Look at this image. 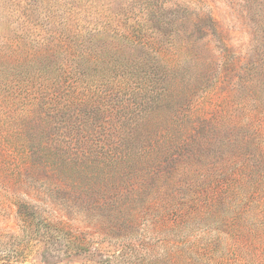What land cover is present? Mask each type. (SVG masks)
<instances>
[{"label": "rangeland", "instance_id": "374dc122", "mask_svg": "<svg viewBox=\"0 0 264 264\" xmlns=\"http://www.w3.org/2000/svg\"><path fill=\"white\" fill-rule=\"evenodd\" d=\"M0 264H264V0H0Z\"/></svg>", "mask_w": 264, "mask_h": 264}, {"label": "trees", "instance_id": "16d2710c", "mask_svg": "<svg viewBox=\"0 0 264 264\" xmlns=\"http://www.w3.org/2000/svg\"><path fill=\"white\" fill-rule=\"evenodd\" d=\"M167 193L168 199H171L173 197V194L170 191H166L165 194ZM52 228V227H51ZM56 229L57 233H61L62 229L59 227L54 228Z\"/></svg>", "mask_w": 264, "mask_h": 264}]
</instances>
